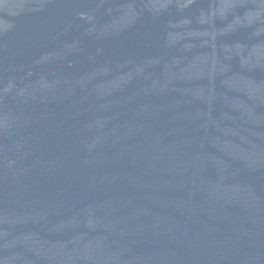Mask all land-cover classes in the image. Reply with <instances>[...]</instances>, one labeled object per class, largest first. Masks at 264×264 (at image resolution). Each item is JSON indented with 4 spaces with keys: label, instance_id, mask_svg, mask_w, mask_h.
<instances>
[{
    "label": "water",
    "instance_id": "95a60500",
    "mask_svg": "<svg viewBox=\"0 0 264 264\" xmlns=\"http://www.w3.org/2000/svg\"><path fill=\"white\" fill-rule=\"evenodd\" d=\"M0 264H264V0H0Z\"/></svg>",
    "mask_w": 264,
    "mask_h": 264
}]
</instances>
